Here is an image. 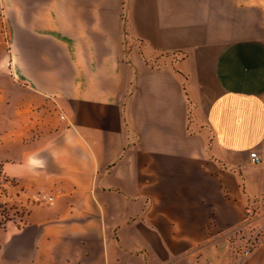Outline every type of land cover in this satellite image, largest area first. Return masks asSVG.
I'll return each mask as SVG.
<instances>
[{
    "label": "crops",
    "instance_id": "0c3cea01",
    "mask_svg": "<svg viewBox=\"0 0 264 264\" xmlns=\"http://www.w3.org/2000/svg\"><path fill=\"white\" fill-rule=\"evenodd\" d=\"M0 100V264H264V0H0Z\"/></svg>",
    "mask_w": 264,
    "mask_h": 264
},
{
    "label": "rangeland",
    "instance_id": "374dc122",
    "mask_svg": "<svg viewBox=\"0 0 264 264\" xmlns=\"http://www.w3.org/2000/svg\"><path fill=\"white\" fill-rule=\"evenodd\" d=\"M142 48V44L137 42L135 45V49H137V53L140 54V50ZM149 47L143 48V52H147ZM0 102H3L0 100ZM1 104V103H0ZM3 105V103H2ZM2 107V108H1ZM6 111L4 112L3 106H0V140H9L11 137H14L19 133V128H21L20 124H24L22 122V118H15V123L11 128L6 126ZM25 128V125H23ZM6 181L4 176L0 172V229L3 228L9 221H16L20 219L21 215L24 213L25 202L22 197H20L19 193H17L16 189H13Z\"/></svg>",
    "mask_w": 264,
    "mask_h": 264
},
{
    "label": "built area",
    "instance_id": "2783aa9c",
    "mask_svg": "<svg viewBox=\"0 0 264 264\" xmlns=\"http://www.w3.org/2000/svg\"><path fill=\"white\" fill-rule=\"evenodd\" d=\"M250 163L252 165H260L262 163V157L259 155V153L253 151L249 154ZM39 198L43 202H51L53 200L52 197H45L44 195H39Z\"/></svg>",
    "mask_w": 264,
    "mask_h": 264
}]
</instances>
